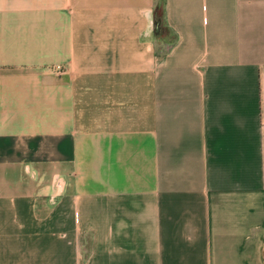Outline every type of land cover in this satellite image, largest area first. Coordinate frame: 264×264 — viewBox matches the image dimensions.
<instances>
[{"label": "crops", "instance_id": "crops-1", "mask_svg": "<svg viewBox=\"0 0 264 264\" xmlns=\"http://www.w3.org/2000/svg\"><path fill=\"white\" fill-rule=\"evenodd\" d=\"M0 264H264V0H0Z\"/></svg>", "mask_w": 264, "mask_h": 264}, {"label": "trees", "instance_id": "trees-1", "mask_svg": "<svg viewBox=\"0 0 264 264\" xmlns=\"http://www.w3.org/2000/svg\"><path fill=\"white\" fill-rule=\"evenodd\" d=\"M163 14L164 11L161 9V6H158L154 14V31L156 35H158L164 27L165 21L163 19Z\"/></svg>", "mask_w": 264, "mask_h": 264}]
</instances>
